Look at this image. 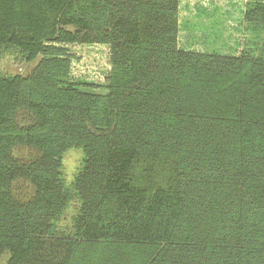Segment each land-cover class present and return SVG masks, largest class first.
Here are the masks:
<instances>
[{
    "label": "trees",
    "instance_id": "trees-1",
    "mask_svg": "<svg viewBox=\"0 0 264 264\" xmlns=\"http://www.w3.org/2000/svg\"><path fill=\"white\" fill-rule=\"evenodd\" d=\"M179 0H0V264H264V58L178 47ZM244 23L264 35V0ZM64 44H106V95ZM80 149L79 205L62 155Z\"/></svg>",
    "mask_w": 264,
    "mask_h": 264
},
{
    "label": "rangeland",
    "instance_id": "rangeland-1",
    "mask_svg": "<svg viewBox=\"0 0 264 264\" xmlns=\"http://www.w3.org/2000/svg\"><path fill=\"white\" fill-rule=\"evenodd\" d=\"M251 0H179L178 47L185 51L228 56L246 54L264 58V35L244 23V12ZM69 70L66 80L78 90L94 95H106L107 77L111 71L110 50L106 44H64L60 46ZM38 60L24 61L16 51L0 54V74L26 75ZM83 153L70 148L62 155V173L70 199L68 207L56 222V230H71L72 218L79 201L73 182L79 171Z\"/></svg>",
    "mask_w": 264,
    "mask_h": 264
}]
</instances>
